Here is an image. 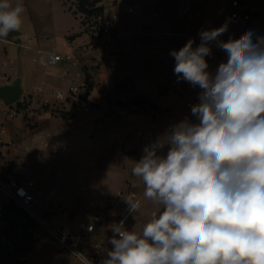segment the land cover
<instances>
[{"label":"crops","instance_id":"crops-1","mask_svg":"<svg viewBox=\"0 0 264 264\" xmlns=\"http://www.w3.org/2000/svg\"><path fill=\"white\" fill-rule=\"evenodd\" d=\"M56 1L67 15L65 18H71L69 24L60 26L62 35L54 42L37 30L28 32L27 40H22L18 38L24 32L22 29L15 31L17 35L9 33L6 38L28 44L30 49L0 41V85L12 84L21 78L22 95L27 97L17 117H9L5 112L0 116V123L7 128L6 137L14 140L12 145L0 146V179H5L17 163H24L29 176L45 178L49 182L45 186L57 192L47 213L50 221L77 231L87 201L111 195V179H127L125 192L134 194L132 200L139 202L140 183L132 172L124 170L126 166H135L144 148L155 142L152 126L158 117L176 116L179 122L185 119L198 122L191 108L200 103L202 90L187 81H178L170 52L178 51L190 39L194 40L195 48L201 42V31L220 28L226 0H99L104 9L118 12L120 19L117 42L97 66L86 64L95 57L96 37L86 32L74 9L68 8L63 0ZM184 5H195L201 15L180 16ZM259 5H254L256 11L261 10ZM126 6L132 7L133 12L125 11ZM229 7L231 11V0ZM229 13L228 25L237 27L241 37V28L229 23ZM259 19H253L255 25ZM29 37L34 43L28 41ZM218 40L221 41V36ZM209 46L212 52L205 58L209 65L207 71L214 75L221 59L226 62L227 54L216 41ZM71 47L83 57L82 69L95 75L86 103L78 109L68 102L44 106L38 89L66 88L76 72L67 61L52 67L43 65V55L34 61L35 49L66 53ZM170 76L175 77L172 82ZM173 94L187 97V112L176 113L179 100L167 96ZM5 105L0 100V106ZM146 119L153 124L147 125ZM44 140L48 141L46 147ZM168 147L165 145L158 155H166ZM60 202H68L67 217L61 214ZM133 214L129 208L121 214L123 228L129 231L137 224ZM111 222L109 211L102 210L97 230L89 234L88 240L106 239ZM46 241L43 238L38 242L37 250L42 258L36 264H65L64 260L57 259L55 248Z\"/></svg>","mask_w":264,"mask_h":264},{"label":"clouds","instance_id":"clouds-1","mask_svg":"<svg viewBox=\"0 0 264 264\" xmlns=\"http://www.w3.org/2000/svg\"><path fill=\"white\" fill-rule=\"evenodd\" d=\"M24 11L0 0V38L21 28ZM225 31L203 30L198 46L170 52L178 81L202 90L191 108L198 122L182 120L144 148L132 174L163 210L141 233L112 227L103 264H264V37L218 40ZM213 41L227 54L214 75Z\"/></svg>","mask_w":264,"mask_h":264},{"label":"built area","instance_id":"built-area-1","mask_svg":"<svg viewBox=\"0 0 264 264\" xmlns=\"http://www.w3.org/2000/svg\"><path fill=\"white\" fill-rule=\"evenodd\" d=\"M254 9L252 0H231V11L229 13V23L241 28V36L249 31L253 33V43L257 39L253 28ZM124 10L133 12L134 9L126 6ZM179 13L180 16L188 18L201 15V10L195 5H184L181 7ZM119 19L120 14L118 12L103 8L98 20V30L95 40L96 54L86 64L97 66L102 62L104 54L116 44V30ZM259 37H264V34ZM0 41L8 44H16L24 48H31L28 44L12 38H0ZM70 49L66 53L43 48L35 49L37 56L34 57V61H38V57L42 55L44 56L43 65L49 67L67 61L71 69H74L76 72L74 73V78L66 88L53 87L38 89V92L42 94V104L44 106H50L56 102H68L81 107L86 103L88 93L95 82V75L90 72H85L82 69L83 57L77 55L73 47ZM68 71L69 69L66 70V73ZM132 95H135V92H132ZM26 102L27 97L22 95L16 103L0 106V116L5 112L9 117H17ZM152 113H154V110H152ZM138 134L141 135L140 132ZM6 136L7 128L3 123H0V146L5 144L12 145L14 143L13 139L7 138ZM43 145L45 147L48 146V141L44 140ZM0 197L6 198L9 202L19 207L42 229L48 232L62 250L72 254L82 264H103V261L107 259V251L113 247L109 243L110 238L114 235L111 229L121 223L122 212L129 208L125 200L133 199L135 195L119 190L112 195L91 198L84 206L82 220L79 222V229L77 231L54 225L46 217L51 209L52 202L57 197V192L53 188L40 184L29 176L24 163H17L5 179H0ZM59 206L61 214L67 217L68 202H60ZM104 209L109 211L112 217L108 237L104 240L90 242L88 236L97 230L100 221V212ZM75 253H82V256L77 257L74 255Z\"/></svg>","mask_w":264,"mask_h":264},{"label":"rangeland","instance_id":"rangeland-1","mask_svg":"<svg viewBox=\"0 0 264 264\" xmlns=\"http://www.w3.org/2000/svg\"><path fill=\"white\" fill-rule=\"evenodd\" d=\"M68 8L74 9L75 13L81 18L82 23L86 32L90 33L92 36H97L98 30V20L103 11V6L100 5L99 0H63ZM229 1L223 4L222 9V21L221 26L227 25V31L221 35V41H227L231 39L240 38L237 27H232L228 25L227 15L230 11ZM253 5L256 3L260 4L261 10H255L253 12L254 19L260 17L258 24L255 25L253 22L254 34L256 37L264 34V0H253ZM12 6L17 4L23 5L25 11L22 14L23 23L20 29L24 32L18 38L22 40H27V33H32L37 30L41 34H47L50 37V41L54 42L57 36H61L62 32L60 26L63 24H69V19L65 18V13L62 12L60 4L56 0H10ZM259 5V6H260ZM263 8V9H262ZM67 17V15H66ZM30 43H34L32 37L28 38ZM221 61L223 62L224 59ZM170 82H172L175 77L170 76ZM168 98H177L179 100L178 106L176 108V113H185L188 108L186 106L185 98L186 96L179 97L176 94L167 95ZM176 116H172L171 119L166 117H158L156 123L152 126L155 130L154 141L162 137L166 132L170 131L171 128L179 123ZM147 125L153 124L150 120H147ZM169 126L171 128L169 129ZM71 148L72 145L70 144ZM164 149V148H163ZM162 150H160V153ZM134 166H126L124 172H132ZM60 169V168H59ZM40 184L47 185L48 180L41 179L39 177H33ZM137 195L139 196L140 208L133 214V221L137 224L130 228L137 233H141L144 225L150 221L153 213H159L163 207L154 204L150 199L145 198L144 191L145 185L142 180L138 177ZM126 180L127 179H111L110 183V193L115 194L118 190H126ZM99 191H96L98 193ZM110 195V194H109ZM19 209L9 202L6 198L0 197V241L5 244L9 250H16L14 258L17 260L18 264H36L39 258L42 256L39 254L38 242L45 238L51 248H55L57 259L64 260L65 264H82L76 257L70 253H65L61 251L56 243L55 239L48 234L44 229H42L36 222L32 219L25 218L24 215H20ZM46 217H48L46 215ZM49 219V218H48ZM50 220V219H49ZM25 224L29 225V229H26ZM52 249V250H53ZM23 250H26L23 252Z\"/></svg>","mask_w":264,"mask_h":264},{"label":"water","instance_id":"water-1","mask_svg":"<svg viewBox=\"0 0 264 264\" xmlns=\"http://www.w3.org/2000/svg\"><path fill=\"white\" fill-rule=\"evenodd\" d=\"M11 35H17L18 32H10ZM22 96L21 78L14 80L12 84L0 85V100L6 105L16 103Z\"/></svg>","mask_w":264,"mask_h":264},{"label":"trees","instance_id":"trees-1","mask_svg":"<svg viewBox=\"0 0 264 264\" xmlns=\"http://www.w3.org/2000/svg\"><path fill=\"white\" fill-rule=\"evenodd\" d=\"M73 106L77 109L79 108V106H77L76 104H73ZM17 208L21 212L20 215H24L25 218H27V221H29L28 219L31 220V218L26 215L19 207ZM25 227L26 229H29V225L25 224ZM25 251L26 250H23V252ZM16 253V250H9L8 247L5 244H2L0 241V264H18L17 260L14 258Z\"/></svg>","mask_w":264,"mask_h":264}]
</instances>
